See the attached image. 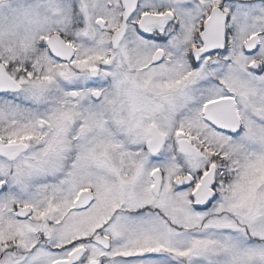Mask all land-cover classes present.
Here are the masks:
<instances>
[{"label":"snow or ice","instance_id":"1","mask_svg":"<svg viewBox=\"0 0 264 264\" xmlns=\"http://www.w3.org/2000/svg\"><path fill=\"white\" fill-rule=\"evenodd\" d=\"M0 264H264V0H0Z\"/></svg>","mask_w":264,"mask_h":264}]
</instances>
